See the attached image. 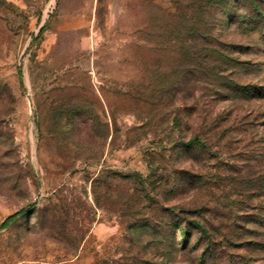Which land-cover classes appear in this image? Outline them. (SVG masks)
I'll use <instances>...</instances> for the list:
<instances>
[{
    "label": "rangeland",
    "instance_id": "374dc122",
    "mask_svg": "<svg viewBox=\"0 0 264 264\" xmlns=\"http://www.w3.org/2000/svg\"><path fill=\"white\" fill-rule=\"evenodd\" d=\"M193 1L0 0V264H123L170 251L168 264H198L197 229L179 250L188 222L162 218L163 205L201 212L220 264H264L243 230L264 213V98L226 88L264 94V27H228L213 6L214 34L224 26L215 48L230 59L196 71L184 58L195 49L173 40ZM195 135L205 151L184 150ZM134 175L163 185L153 218L128 201ZM147 224L176 226L178 248Z\"/></svg>",
    "mask_w": 264,
    "mask_h": 264
},
{
    "label": "trees",
    "instance_id": "16d2710c",
    "mask_svg": "<svg viewBox=\"0 0 264 264\" xmlns=\"http://www.w3.org/2000/svg\"><path fill=\"white\" fill-rule=\"evenodd\" d=\"M191 12L188 17H181L179 21H176V25L173 26L175 31L174 41L178 45L180 51H187L190 48L195 49L193 55L192 53H185L184 58L189 59L191 57V64L196 65V71H200L203 68L206 69L207 63L212 59L215 61L224 59L228 61L230 58L226 56L223 52L220 53L217 45H224L222 40H220V35L222 33L223 25H220L217 32L214 34V25L209 17L206 15L209 9L213 6L218 7L217 9L221 10L219 19L227 20V25L234 23H238L239 25H251L249 29L257 30L264 27V10L260 8L257 4L256 0H247L246 4L244 5L248 11H245L242 14H239L237 11L239 9L238 2L239 0H195L193 1ZM251 11V12H250ZM171 30V27L169 28ZM41 30L40 33H42ZM211 59V60H210ZM191 66V65H189ZM216 67V66H215ZM190 70L186 71L189 74ZM211 75L218 77V71L215 68H212ZM226 88L230 90V94L234 97H252L258 96L260 98H264L263 92L259 89L255 90L253 87H247L246 85H239L235 86V84H230ZM184 150L192 151L195 149L196 151H205L207 149V144L204 143L199 135H195L194 137L190 138L184 145H182ZM153 172V169H151ZM154 173V172H153ZM153 175V174H152ZM130 179L133 183V191L129 195L128 201H133L135 204H142V208H148V210H144L143 214L149 215L151 218L155 215V209L152 208V205L155 203L153 201L154 196H159V191L163 188V185L159 186L151 176H147L146 178H142V176H130ZM98 180V179H97ZM187 181V180H184ZM167 182L164 184V186ZM166 187V186H165ZM145 206V207H144ZM161 210V217L171 218V219H179L181 223H187V226L182 228V236L183 240L180 243L178 248V244L174 243V229L176 226H154L151 224L145 225L146 227L143 228V232L149 231L150 235L156 236L158 233L165 235L161 237L162 240H158L161 245L163 244L164 240H168V242L173 241V246L177 247L179 250L185 251L187 246L190 244V231L192 228L188 227L190 224L195 227L198 231V249L202 248L200 259L198 264H220L219 259L222 258L218 248L212 244L213 239L209 234L208 229L201 223L198 217H201V212L194 209H179L176 211V207L173 206H160ZM193 214L195 216L191 220L186 216V214ZM18 214V213H17ZM17 214L9 216L4 222L2 223V227H5L10 222H13L14 218ZM255 218L256 224L252 227H245L243 228L244 232L248 231V233L252 232L254 237L257 239L254 241L245 242L247 245L257 243L259 247L255 249L257 252L264 253V213H260ZM249 235V234H248ZM172 239V241H170ZM166 242V243H168ZM245 244V245H246ZM159 245V244H158ZM159 245V246H160ZM204 245V247H201ZM220 254V256H219ZM156 256H146V257H139L134 256V258L128 262L123 264H168L170 263V259L172 257V251L169 252L168 255H160L155 254ZM159 258V259H158ZM96 264H109L105 261L98 262ZM122 264V263H121Z\"/></svg>",
    "mask_w": 264,
    "mask_h": 264
}]
</instances>
